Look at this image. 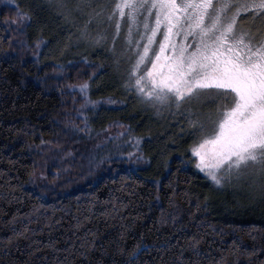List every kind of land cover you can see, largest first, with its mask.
Returning <instances> with one entry per match:
<instances>
[{"label":"trees","instance_id":"1","mask_svg":"<svg viewBox=\"0 0 264 264\" xmlns=\"http://www.w3.org/2000/svg\"><path fill=\"white\" fill-rule=\"evenodd\" d=\"M50 5L0 0V264H264L262 195L196 169L194 128L172 117L158 129L109 58L62 56L76 35ZM17 6L24 25L11 24ZM134 127L135 162L94 146Z\"/></svg>","mask_w":264,"mask_h":264},{"label":"snow or ice","instance_id":"2","mask_svg":"<svg viewBox=\"0 0 264 264\" xmlns=\"http://www.w3.org/2000/svg\"><path fill=\"white\" fill-rule=\"evenodd\" d=\"M57 7L68 5L60 0ZM83 7L92 5L76 10ZM98 7L96 16L108 6ZM16 16L11 23L30 20L19 8ZM246 17L251 26L238 27ZM107 19L116 35L121 21L127 24L130 45L134 28L139 36L125 87L142 103L158 110L193 100L216 105V118L206 117L210 125L189 119L199 133L190 148L195 167L217 186L247 171L264 198V0H114ZM88 87L80 85L82 108L95 103Z\"/></svg>","mask_w":264,"mask_h":264},{"label":"rangeland","instance_id":"3","mask_svg":"<svg viewBox=\"0 0 264 264\" xmlns=\"http://www.w3.org/2000/svg\"><path fill=\"white\" fill-rule=\"evenodd\" d=\"M47 1L50 2V6L60 16L62 24L65 26L67 35L70 37L76 35V38L72 39L74 43L73 41L70 42V38H67V45L66 47H64V50H62V56L65 57V55H69L68 53L65 54L67 52L66 49L69 46L74 47V52L76 55H83L85 58H93L94 56H100L102 57V59L109 58V60L113 62V70L115 74L119 77V80L121 77L122 80L126 83L128 78V68L130 67L131 63H133L135 60V41L139 40V36L136 34V29L134 28L131 36L133 43L130 45L128 43V26L124 21H121V29L119 35H116L115 21H109L107 19V15L110 11V7L114 4V0H63V2L68 5V8L64 9L57 7V4L60 2V0ZM78 4L81 6L91 4L92 7H83L82 11H77L76 6ZM99 5H105L108 7L103 10L102 15L96 16L93 12V9H95L96 12H101V8L98 7ZM18 24L19 23L14 25L17 26ZM21 25H24V23ZM140 32H143L142 23L140 24ZM157 39H162V36L158 34ZM180 39L181 37H177L178 41ZM97 41L99 42L97 43ZM82 46H84V48H82ZM94 53H96V55H93ZM87 84L89 86L87 89V94L89 95L91 84L89 82ZM132 90L135 92L134 89ZM146 106L150 108V110L153 112V115L159 120L157 128L161 130L166 128L165 119H170L172 117H175V119L179 117L184 118L186 119L185 122L188 123V125H190L189 119L195 120L199 118L201 122L210 125V122L206 119V117H211L212 119L216 118V105L208 102L207 100H193L190 103L182 104L179 109H177L174 105L171 108H160L159 110L149 104H146ZM93 108H95V105H93L92 107V103H90L87 105V107L82 108L80 112V116L82 115V117H84V120L86 119V124L90 126L92 122L91 116L95 112V109L94 111H90ZM190 113L193 115L190 116ZM130 131L133 132L130 133ZM193 132L195 135L193 141H195L199 138V133L196 131V129H194V131L192 130V133ZM135 133H139L138 128L135 127L134 130H129L128 128L119 130L118 133L109 131L106 136L107 140L105 142L103 140L95 141L94 146L98 147L101 144L108 143V149L111 152L124 151L126 157L135 162V159L139 157V150L140 147H142L145 138L144 135H139ZM180 134L183 135L184 133ZM187 134L190 133L187 132ZM147 137L150 138H147L149 140V143L153 142V135ZM137 141H139V143H137ZM158 141V139H155L154 143H158ZM193 143H191L188 149L189 152ZM189 154L191 155V152ZM190 161V163H192V165L195 167L196 158L192 156ZM257 179L258 177H253L247 171H242L239 174L233 172L231 177L228 178L222 184V186L218 187H223L224 184H226V188L230 191H238L240 194L243 195L249 194L255 196L261 194L259 185L256 184Z\"/></svg>","mask_w":264,"mask_h":264},{"label":"flooded vegetation","instance_id":"4","mask_svg":"<svg viewBox=\"0 0 264 264\" xmlns=\"http://www.w3.org/2000/svg\"><path fill=\"white\" fill-rule=\"evenodd\" d=\"M251 23H252L251 20L246 17V18L241 19V20L238 21V24H239L238 27L247 29L248 27L251 26Z\"/></svg>","mask_w":264,"mask_h":264},{"label":"bare ground","instance_id":"5","mask_svg":"<svg viewBox=\"0 0 264 264\" xmlns=\"http://www.w3.org/2000/svg\"><path fill=\"white\" fill-rule=\"evenodd\" d=\"M66 56H67V55H66ZM66 56H65V57H66ZM76 56H77V55H76ZM106 56H107V55H106ZM74 57H75V56H74ZM66 59H67V58H66ZM94 60H95V59H94ZM90 61H91V60H90Z\"/></svg>","mask_w":264,"mask_h":264}]
</instances>
